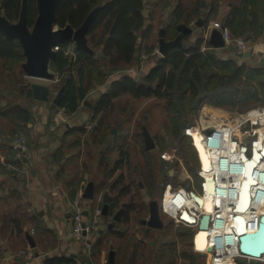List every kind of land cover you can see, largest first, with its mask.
<instances>
[{
  "label": "trees",
  "instance_id": "trees-1",
  "mask_svg": "<svg viewBox=\"0 0 264 264\" xmlns=\"http://www.w3.org/2000/svg\"><path fill=\"white\" fill-rule=\"evenodd\" d=\"M27 1L28 22L32 25L37 14L36 0ZM160 1L155 0L152 5H148L143 0H61L58 5L54 24L61 29L67 25L77 29L92 10L99 9L87 36L93 54L76 51L70 40L61 41L58 44L57 57L50 63V69L61 77L63 98L59 108L64 109L66 113L75 112L91 88L104 85L114 74L120 76V79L110 83L107 92L97 102L94 112L102 114L98 123L99 128L94 129L99 131L97 143L106 145L108 153L112 151L113 146L108 137L110 126L106 120V112L113 107V101L124 94L137 99L164 100L168 110L174 114L171 115L169 132L175 137L181 136L187 116L195 114L193 103L198 98L201 99L200 105L210 107L264 105V66L250 64L248 61L239 63L235 59L221 60L209 49L208 44L206 50L201 51L202 38L191 42L188 34L181 35L183 44L180 48L164 57L153 54L154 48L146 45L144 54L148 57L147 63L154 58L155 65L148 73L139 72L138 80L123 74L133 64H138L139 68L138 40L139 38L143 42L148 40L152 32V26L144 27L143 10L148 8L152 14ZM21 3L22 0H1L2 15L11 23L17 22ZM177 3L168 17L169 22L163 25L167 40H173L179 35L177 26L188 27L191 21L203 17L200 0H178ZM167 5L168 2L163 4ZM205 10L209 13L212 7L207 6ZM221 24L232 38H242L248 43L260 42L264 38V0H240L238 4L232 5L229 13L222 18ZM24 59L18 42L6 40L0 33V60L4 61L3 66L7 70H12L14 65L23 62ZM68 69L70 71L66 73ZM21 74L23 77L22 71ZM2 75L5 73L0 69V77L5 79L6 77ZM11 83L10 81L9 84ZM30 85L25 83L14 90L12 88L6 96L9 101H12L11 99L13 101L5 105L6 109L21 108L14 102L23 95L32 100ZM8 86L6 84L2 90L6 91ZM22 131L25 132L19 129L12 134ZM180 143L183 148L192 149L186 139L181 138ZM117 149L121 151V147ZM195 151L197 154V150ZM125 155L127 161L128 154L125 152ZM196 157L198 160L197 155ZM12 164L20 165L15 157ZM117 169L115 166L114 171ZM160 184L163 185L159 182L158 186ZM164 186L166 182L162 190ZM155 189L152 182L148 188L149 197L155 196ZM174 251L175 247L163 245L155 259L158 264H175ZM60 261L51 258L45 264H60Z\"/></svg>",
  "mask_w": 264,
  "mask_h": 264
},
{
  "label": "crops",
  "instance_id": "crops-1",
  "mask_svg": "<svg viewBox=\"0 0 264 264\" xmlns=\"http://www.w3.org/2000/svg\"><path fill=\"white\" fill-rule=\"evenodd\" d=\"M143 2L152 5L155 1ZM143 16L144 27L152 26L153 32L149 34L148 40H138V49L141 46L144 48L152 38L157 21L151 17L148 8L143 10ZM159 21H163V18ZM157 41L159 45V40ZM68 55H71L70 51ZM249 56L248 52L246 59ZM149 63L140 68L138 64H133L123 74L136 79L139 72L148 73L154 67L155 64ZM22 73L24 74L23 71ZM23 77H26L25 74ZM118 79L120 76L114 74L104 85L90 90L76 111L66 113L65 119L55 127L52 124L51 103L34 102L33 98L30 100L23 95L14 102L21 108L6 109L5 105L12 103L13 99L9 101L4 95L2 87L6 83H0V188L8 189L5 200L0 199V264H45L51 258L61 260L60 264H138L140 255L136 247H140L139 244L142 243L140 238L138 242H128L132 248H128L126 260L119 256L114 239H110H122L123 234L118 235L116 228L119 224L128 225L131 213H136L137 216L146 209L149 216V202L143 195L141 202L136 204L130 185L120 186L123 181H113L107 172L101 174L100 167L107 168L110 152L106 153V145L97 143L99 131H94L99 128L98 123L102 118V114H94L97 102L107 92L110 83ZM88 97H92V100ZM106 120L108 122V115ZM108 125L110 126L109 122ZM19 129L25 131L28 140L27 153L22 162L26 169L24 172L15 171L13 167L17 165L12 164L15 157L12 133ZM113 132L109 129V138L115 137ZM117 137L115 138L118 140ZM99 155L102 160L97 165L94 164L93 168L91 163L88 165L81 160L85 156ZM101 163L102 166H99ZM4 168L9 171L10 176ZM185 174H188L187 170ZM89 183L93 184L94 197L89 200L83 198L85 221L91 223L97 211L100 212V219L95 232L90 236L77 238L72 234L70 204L78 194L82 193L83 196ZM138 186L147 196L148 189L140 183H137ZM125 198L130 203L122 201ZM142 221L141 225L147 228V236L151 235L148 244L153 247L158 239L157 234L166 233L165 222L163 221L162 230H154ZM195 234L193 233L194 236ZM152 236L157 238L153 239ZM192 244L194 245V237ZM20 247L33 253V258L16 259L11 252Z\"/></svg>",
  "mask_w": 264,
  "mask_h": 264
},
{
  "label": "rangeland",
  "instance_id": "rangeland-1",
  "mask_svg": "<svg viewBox=\"0 0 264 264\" xmlns=\"http://www.w3.org/2000/svg\"><path fill=\"white\" fill-rule=\"evenodd\" d=\"M200 1L203 9V17L198 20L196 19V21H191L189 24L188 27L192 29V34L189 35V41L195 42L198 38H202L203 47L201 51H205L208 44L210 46L209 49L214 51L216 57L221 60L226 61L229 59H235L238 60L239 63L241 61H248L250 64L259 65V60L263 58L262 53H264V38H262L260 42L249 43V59H246V56L244 59L238 58L235 55L234 50L231 48L215 49L211 47L210 43L208 42L210 39L209 34L212 31L218 30V32L221 33V31L225 29L221 24L222 18L229 13L232 5L238 4L240 0ZM165 2H168L167 6H163ZM177 2L178 0H161L151 14V17L153 16L157 21L155 22L154 35L152 33V38L147 41L146 45H148V47L152 46L154 48L153 52H156L155 50L158 49V33L162 29L165 30L163 25H166L169 22L168 17L175 8V5L178 4ZM207 6L212 7L211 12L209 13H207L208 11L205 10ZM161 17L163 18V21H159ZM197 21H201L200 26H197ZM54 28L58 29L59 27L55 26ZM146 49L147 47H145V49L143 46L139 47L140 53L138 51V57L141 58L143 55H145ZM156 57L157 55L155 58ZM25 61L26 59H24L23 62L14 65L12 70H7L6 67L3 66L4 61L0 60V69L6 71L5 75L2 76L8 78H5V80L4 78L0 77V83L3 81L6 84H9L10 81L13 83V85L12 83L9 84L4 95L6 96L12 88L14 90L15 87H21V85H24L25 83H40L50 87L52 100L57 95L58 91L62 89L60 79L61 77L59 78V75L57 76L56 72L50 69V72L54 75V79L51 81L34 80L28 77L23 78L21 77V71H23L21 66L23 63H25ZM149 62V64H154L155 59L153 58ZM147 64L148 63L145 65ZM69 71L70 70L68 69L66 73ZM135 78L138 80L139 76H136ZM4 85L5 84H3V86ZM95 87L91 88L90 90L94 89ZM88 99L92 100V97H88ZM51 100L48 103H51ZM114 102L115 104H113V107L108 109L106 113L108 115L110 129L114 131L113 133L115 137L118 136L117 138L119 139L115 140L114 136H110L109 141L112 142L113 148H111L112 151H110V154L108 153L107 168L100 167V170L101 174H104V172L109 173L113 181H123L120 186L130 185L131 194L135 195L134 201L136 204L141 202L143 195L147 202H150L153 199L160 202L164 193L165 186L163 190L162 187L165 182L166 185L169 184L172 188L184 187L186 189H193V191L196 193H202V179L198 175V160L195 150L198 147V143L204 131L211 127L229 124L238 120H242L247 116H253L251 121L246 123L241 129L242 140L244 144L248 145L249 147L254 145L256 146L259 143L262 144L264 142V128L260 126V120L257 116L258 113H262L264 111V105H258L254 107H210L206 105H200L201 99L198 98L193 103L195 114L193 116L190 114L187 116V120L185 121L181 130V136L175 137L169 132L171 115L174 114L168 110L167 104L164 100L157 101L155 99H137L133 98L129 94H124L118 97ZM58 112L59 111L56 110V108H53V115ZM63 114L65 115H61V117L65 119V116H67L66 112ZM188 118L190 119L188 120ZM146 138H150L152 141L153 148L150 151L146 150ZM181 138L186 139L190 143L192 149H189V147L183 148L182 143H180ZM119 147H121V151L117 149ZM117 152H119V155ZM125 152L128 154L127 161ZM172 156L175 158L171 159ZM100 157V155L98 157L85 156L84 159L81 160L85 161L88 165L91 163L90 166L93 168L94 164L97 165L99 161L101 162L102 158L100 160ZM115 163L119 164L115 165ZM99 166H102V163ZM115 166L116 168H119L118 171L113 170L115 169ZM4 170L7 174L9 173V171H7L5 168ZM110 170L112 172H110ZM186 170L191 176V180H186L183 182L179 178H184L181 177V172H185ZM169 171L172 172L170 173ZM152 182L156 188L154 190V197H149V195L146 196V194L142 192L143 190H141L139 186L137 187V183H140V185L145 186L148 189ZM159 182H162L163 185L160 184L158 186ZM7 190V187L0 188V199L5 200ZM122 201H127V198ZM135 214L136 213H131L128 225L119 224V226H117L116 229L119 231L118 235L123 234L122 239H110H114V244L116 246L115 248L118 247V254L122 259L126 260L128 248H132L131 245H128V242H138V238H140L142 243L139 244L140 247H136V249H138L137 252L140 255L138 264H143V262L158 264V261L155 258L157 255H159L163 245L166 247L173 245L176 248L175 264H212L207 254H200V252L194 250L192 244V239L194 237L192 229L183 225H178L173 220L162 214L161 219L165 222L166 233L157 234L158 239L156 243H154V245H156L150 247L148 242L151 239V235L147 236V228L141 225V220H144L148 217V211L145 209L142 212H139L137 216H135ZM157 237L152 236L153 239H156ZM143 240H145V242H143ZM22 251L25 250L21 249L20 247L18 250H13L11 253L16 258L18 253ZM162 258L166 259L165 257Z\"/></svg>",
  "mask_w": 264,
  "mask_h": 264
},
{
  "label": "built area",
  "instance_id": "built-area-1",
  "mask_svg": "<svg viewBox=\"0 0 264 264\" xmlns=\"http://www.w3.org/2000/svg\"><path fill=\"white\" fill-rule=\"evenodd\" d=\"M1 1V0H0ZM223 48H231L234 50L238 58L244 59L249 52V43L242 38H232L230 33L224 29L221 31ZM58 50V47L55 48ZM154 54H158V49ZM76 54V53H75ZM263 58H264V53ZM147 55L140 58V66L147 63ZM59 112L53 115L52 124L58 126L63 121L61 115L64 109L56 108ZM63 112V113H62ZM260 126L264 128V111L258 113ZM253 116H247L242 120H238L229 124H223L211 127L208 133H203L198 145L202 149L209 167L205 168L198 148V175L202 179V193H196L193 189L184 187L172 188L167 184L159 202L160 214L170 218L178 225H183L192 229L193 233H197L202 217L208 216V238L207 243L211 248V252L204 251L212 264H239L240 260H246L248 264L257 261L264 264V253L261 257L255 258L245 255L239 247V235L232 226V218L237 213L235 206L238 204L239 192L241 184L246 180V156L250 160L253 151H261L264 142L249 147L242 140L241 129L251 121ZM28 140L24 132H19L13 136L12 148L15 152V159L21 164L13 167L15 171H26L22 164L25 154L27 153ZM175 157L172 156L171 159ZM9 170H12L9 168ZM185 173V172H184ZM181 181L191 180V176L186 174ZM208 180L212 181L213 192H207ZM211 203V209L206 210L202 202ZM71 221L72 234L74 237L81 238L90 236L96 231L99 223L100 212L97 211L92 222L85 221V205L82 193L78 194L71 202ZM247 213L246 215H244ZM243 214L245 218L247 233H255L260 225V219L264 215V155L261 160L253 168L252 184L250 185V206ZM192 218L194 221L189 222L184 216ZM33 233V232H32ZM202 253V252H200ZM34 254L29 251L19 252L16 258L31 259Z\"/></svg>",
  "mask_w": 264,
  "mask_h": 264
},
{
  "label": "water",
  "instance_id": "water-1",
  "mask_svg": "<svg viewBox=\"0 0 264 264\" xmlns=\"http://www.w3.org/2000/svg\"><path fill=\"white\" fill-rule=\"evenodd\" d=\"M23 1V0H22ZM61 0H36L37 17L32 25L28 22V5L27 1L21 3L19 18L16 23L8 21L0 11V33L6 40H15L20 45L23 55L25 56V63L22 64V70L26 77L34 80H53L54 75L50 72V63L56 59L58 44L64 40H70L76 51H83L93 54V50L88 45V32L92 23L95 20L98 8L92 10L83 21L82 25L77 29H73L67 25L64 28L55 29L56 11ZM197 26L201 25V21L196 22ZM176 30L180 35L171 41L166 40L165 30L162 29L158 33L159 45L158 53L164 57L169 52L180 48L183 44L181 35L192 33V29L184 25L177 26ZM211 47L218 49L223 48L224 43L222 35L218 31H213L208 41ZM261 66H264V58L259 60ZM30 90L32 98L38 102H49L51 100V89L48 85L40 83H31ZM63 98V89H60L57 95L51 100L53 108L60 107ZM206 130L205 133H208ZM146 150H152L153 145L150 138L145 139ZM264 155V146L261 151L254 150L250 160L244 156L246 161V180L241 184L239 192L238 204L235 206L237 213L232 218V226L239 235V247L242 253L248 256L259 258L264 253V215L260 219V225L255 233H247L245 218L241 215L245 213L250 206V185L252 184V172L256 164ZM213 184L208 180L207 192H213ZM84 199H93V184L89 183L83 196ZM119 216V215H118ZM208 216L202 217L199 225V230L194 236V250H197L195 241L198 235L205 234L208 238ZM142 223L154 230H162L164 222L161 219L159 211V201L151 200L149 202V216L143 220ZM208 253L211 248L208 246ZM203 254V253H202ZM239 264H248L246 260H240ZM250 264H259L257 261H252Z\"/></svg>",
  "mask_w": 264,
  "mask_h": 264
},
{
  "label": "bare ground",
  "instance_id": "bare-ground-1",
  "mask_svg": "<svg viewBox=\"0 0 264 264\" xmlns=\"http://www.w3.org/2000/svg\"><path fill=\"white\" fill-rule=\"evenodd\" d=\"M197 148L199 150V153H200V156H201V161H202L204 167L205 168H208L209 167V162L207 161V159H206V157H205L202 149L199 147V145H198ZM185 176H186V174L184 172H181V177H185ZM202 205H205V208H206L207 211L211 209V203L208 201V199H207V202H202ZM246 214L247 213H245L244 215H246ZM184 217L189 222H193L194 221L192 218L187 217L186 215ZM195 246H196L197 250H199L202 253L205 250H207V248H208L209 245L207 243V239H206L205 234H200V235L197 236L196 241H195Z\"/></svg>",
  "mask_w": 264,
  "mask_h": 264
}]
</instances>
